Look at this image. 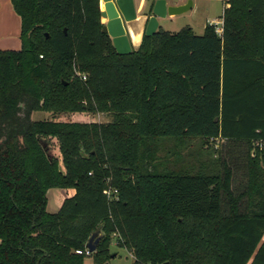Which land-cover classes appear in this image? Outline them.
<instances>
[{"label": "trees", "instance_id": "1", "mask_svg": "<svg viewBox=\"0 0 264 264\" xmlns=\"http://www.w3.org/2000/svg\"><path fill=\"white\" fill-rule=\"evenodd\" d=\"M10 1L21 47L0 51V264H108L113 242L132 264H264V0L225 1L220 35L158 27L126 55L100 0ZM41 111L111 120L31 119ZM40 139L57 141L62 170ZM193 139L229 157L177 168ZM171 140L174 167L156 158ZM50 189L74 194L50 213Z\"/></svg>", "mask_w": 264, "mask_h": 264}, {"label": "rangeland", "instance_id": "2", "mask_svg": "<svg viewBox=\"0 0 264 264\" xmlns=\"http://www.w3.org/2000/svg\"><path fill=\"white\" fill-rule=\"evenodd\" d=\"M201 13H193V11H189L182 17H174L172 20H161L160 27L164 31L167 32H177L183 27H187V25L192 26L195 35H201L202 31L200 29V24L206 17L208 22H212L215 24V29L221 27V17L222 11L224 8V3L221 0H200ZM207 10V12H206ZM136 47H133L135 50ZM31 119L34 121L38 120H55L60 122H77V123H85V122H97V123H105L109 122L111 118L106 114H82V113H49L45 111L41 112H33L31 115ZM40 144L44 148L47 155L52 158L58 159V164L60 169L62 170V165L60 162V155L58 152L57 141L55 139H40ZM223 142L220 140L208 141L204 142L200 139H193L190 141H186V143L176 149V153L178 156V164H176L177 168H185L184 170H189V172H195L198 166L202 163L208 164L210 160H213L215 156H218L217 150H220L221 158H228L229 156L226 153V149L222 147ZM176 142L174 141H166L163 144V149L160 150V153H157V159L161 160L167 154V152H173ZM174 147V149H173ZM264 150V145L261 147ZM169 156V155H167ZM177 157L174 158L169 156V167L171 166V162L176 161ZM241 170V169H240ZM243 172V171H242ZM241 171L237 175H233L232 178V190L236 193L243 190L245 186V177ZM73 190H62V189H50L47 191V207L46 210L50 213L56 212L61 202L70 197V194ZM110 252L114 257L110 258L108 264H132L133 257L132 254L124 248H119L116 246L115 242L110 246ZM83 264H95L92 257H86Z\"/></svg>", "mask_w": 264, "mask_h": 264}, {"label": "water", "instance_id": "3", "mask_svg": "<svg viewBox=\"0 0 264 264\" xmlns=\"http://www.w3.org/2000/svg\"><path fill=\"white\" fill-rule=\"evenodd\" d=\"M101 1L104 8L101 11V17L107 20L102 27V32L109 36L114 49L119 55L130 54L132 51L128 38V32L132 26L143 23V34L151 36L158 29V19L183 15L189 12L193 6L192 0H185L184 3L177 5H170L167 0H155L152 3H143L141 0ZM136 4L140 9V13H142L141 16H137ZM141 39L139 42H135L138 46ZM47 157L50 161L52 160L49 155ZM101 236L99 232H95L89 238L85 248L90 254L95 252Z\"/></svg>", "mask_w": 264, "mask_h": 264}, {"label": "crops", "instance_id": "4", "mask_svg": "<svg viewBox=\"0 0 264 264\" xmlns=\"http://www.w3.org/2000/svg\"><path fill=\"white\" fill-rule=\"evenodd\" d=\"M141 1L143 3L144 2L145 3L150 2V0H141ZM167 1H168V4H170V5H177V4H182L185 2V0H167ZM202 1H204V0H202ZM192 3H193V6H192V9L190 11H193V13H201L202 8L199 4L200 0H192ZM222 3H224V2L222 1ZM99 6H100V11H103L104 8H103V3L101 0L99 2ZM137 6L138 5L136 4L137 16H141L142 13H140V11H139L140 9ZM223 10H224V8H223ZM206 12H207V10H206ZM185 14H183V15H185ZM183 15L174 16V17L175 18L176 17H182ZM222 15H223V11H222ZM174 17H166L165 19H161V20H172V19H175ZM161 20L158 19V27L160 29H161V27L159 25H160ZM106 22H107V20L105 18L101 17V24L103 26L106 24ZM215 24H212V22H208L207 18L205 17L204 20L200 24V29L203 33L204 27L206 25L216 26ZM221 25H222V19H221ZM187 27H189L192 30V32L194 33L192 26L187 25ZM215 31H216V29H215ZM143 33H144L143 23L132 26L130 28V31L128 32V38L130 40L131 49H133V47H136V48L138 47L137 43H135V42H139V40L142 38ZM20 47H21L20 18L14 12L10 0H0V51H17L20 49ZM68 190H72V189H68ZM73 194H74V190L70 194V197L73 196ZM67 198H69V197H67ZM62 202H61V204H62Z\"/></svg>", "mask_w": 264, "mask_h": 264}, {"label": "built area", "instance_id": "5", "mask_svg": "<svg viewBox=\"0 0 264 264\" xmlns=\"http://www.w3.org/2000/svg\"><path fill=\"white\" fill-rule=\"evenodd\" d=\"M223 2H225V1H227V0H222ZM221 32H222V25H221V27L220 28H218V29H216V33L218 34V35H220L221 34ZM81 80H85V77L84 76H82L81 77ZM264 144H262V146H263ZM262 146H260V147H262ZM76 253L77 254H82V251H76ZM84 254L85 255H90V253L87 251V249H85V251H84Z\"/></svg>", "mask_w": 264, "mask_h": 264}]
</instances>
